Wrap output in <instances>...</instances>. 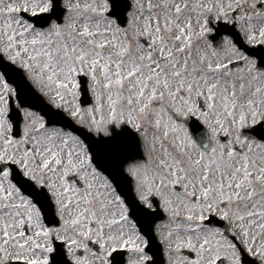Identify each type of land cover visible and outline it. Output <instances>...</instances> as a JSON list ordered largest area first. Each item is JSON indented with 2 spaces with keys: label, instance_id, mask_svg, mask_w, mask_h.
<instances>
[{
  "label": "snow or ice",
  "instance_id": "1",
  "mask_svg": "<svg viewBox=\"0 0 264 264\" xmlns=\"http://www.w3.org/2000/svg\"><path fill=\"white\" fill-rule=\"evenodd\" d=\"M259 47L264 0H0V264H156L161 212L167 264H264Z\"/></svg>",
  "mask_w": 264,
  "mask_h": 264
},
{
  "label": "flooded vegetation",
  "instance_id": "2",
  "mask_svg": "<svg viewBox=\"0 0 264 264\" xmlns=\"http://www.w3.org/2000/svg\"><path fill=\"white\" fill-rule=\"evenodd\" d=\"M254 51L257 53V56H256L257 59H259L261 55H264V47L256 48ZM131 185H132V182H131Z\"/></svg>",
  "mask_w": 264,
  "mask_h": 264
},
{
  "label": "water",
  "instance_id": "3",
  "mask_svg": "<svg viewBox=\"0 0 264 264\" xmlns=\"http://www.w3.org/2000/svg\"><path fill=\"white\" fill-rule=\"evenodd\" d=\"M52 112H56V111H52ZM61 116H62V115H61ZM52 119H53L54 121H58V118H57V117H52ZM56 124H61V125L63 126V121H58ZM80 131L83 132L84 135H88V133L85 132L84 129H81ZM194 131H196V130H194ZM193 133H194V135L197 134V132H193Z\"/></svg>",
  "mask_w": 264,
  "mask_h": 264
},
{
  "label": "rangeland",
  "instance_id": "4",
  "mask_svg": "<svg viewBox=\"0 0 264 264\" xmlns=\"http://www.w3.org/2000/svg\"><path fill=\"white\" fill-rule=\"evenodd\" d=\"M47 99V98H46ZM48 100V99H47ZM164 254H165V252H164ZM166 257V256H165Z\"/></svg>",
  "mask_w": 264,
  "mask_h": 264
}]
</instances>
